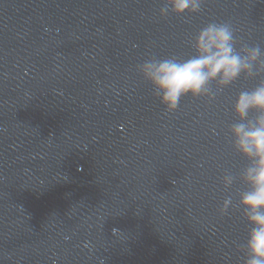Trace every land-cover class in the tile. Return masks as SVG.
Segmentation results:
<instances>
[{"label":"water","instance_id":"95a60500","mask_svg":"<svg viewBox=\"0 0 264 264\" xmlns=\"http://www.w3.org/2000/svg\"><path fill=\"white\" fill-rule=\"evenodd\" d=\"M164 6L0 0V264H245L250 160L231 127L260 113L242 121L233 106L264 68L167 112L140 65L195 55L211 22L237 51H264V0Z\"/></svg>","mask_w":264,"mask_h":264},{"label":"clouds","instance_id":"9594fccd","mask_svg":"<svg viewBox=\"0 0 264 264\" xmlns=\"http://www.w3.org/2000/svg\"><path fill=\"white\" fill-rule=\"evenodd\" d=\"M203 0H165L161 15L169 11L177 15L200 11ZM236 39L227 23H208L194 39L196 54L184 60L175 57L147 59L140 65L144 77L152 84L160 103L167 112L177 109L182 96L194 97L209 94V82L217 80L228 85L241 73L256 74L253 62L264 68L260 46H245L237 51ZM243 53V54H242ZM214 98V94L209 97ZM260 114L255 120L236 123L231 127L234 147L250 160L243 171V179L249 185L240 195L241 214L250 226L245 243V264H264V81L251 91H241L233 111L243 121L249 111ZM231 175L224 177L225 188L233 182ZM232 204L231 196L224 199L221 214L227 213ZM115 232L116 229H113Z\"/></svg>","mask_w":264,"mask_h":264}]
</instances>
